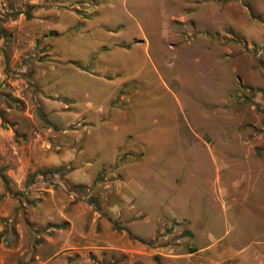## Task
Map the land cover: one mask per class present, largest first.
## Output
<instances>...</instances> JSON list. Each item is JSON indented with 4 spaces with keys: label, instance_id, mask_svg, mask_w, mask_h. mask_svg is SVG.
<instances>
[{
    "label": "rangeland",
    "instance_id": "rangeland-1",
    "mask_svg": "<svg viewBox=\"0 0 264 264\" xmlns=\"http://www.w3.org/2000/svg\"><path fill=\"white\" fill-rule=\"evenodd\" d=\"M0 264H264V0H0Z\"/></svg>",
    "mask_w": 264,
    "mask_h": 264
},
{
    "label": "crops",
    "instance_id": "crops-1",
    "mask_svg": "<svg viewBox=\"0 0 264 264\" xmlns=\"http://www.w3.org/2000/svg\"><path fill=\"white\" fill-rule=\"evenodd\" d=\"M141 39L138 38V37H129L127 40L121 42V43H117L118 46H120L121 44L125 43V42H129L131 40V38H136V40H140V41H137L136 43H130L128 46H124L122 48H117V49H122V50H129L131 48V46H135L138 50H135L136 52L139 53V55L141 56H146V57H149L148 55V50L146 49V46L143 44V42L141 41L142 39H144V34H141ZM117 46V47H118ZM105 66V65H104Z\"/></svg>",
    "mask_w": 264,
    "mask_h": 264
},
{
    "label": "trees",
    "instance_id": "trees-1",
    "mask_svg": "<svg viewBox=\"0 0 264 264\" xmlns=\"http://www.w3.org/2000/svg\"><path fill=\"white\" fill-rule=\"evenodd\" d=\"M64 169L63 166H59V167H56V168H48L47 170H51V171H54L55 173L58 172V171H62ZM46 171V170H44ZM183 234L185 236H189V232L188 231H184ZM193 249H190L189 251H192Z\"/></svg>",
    "mask_w": 264,
    "mask_h": 264
}]
</instances>
